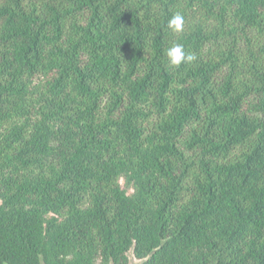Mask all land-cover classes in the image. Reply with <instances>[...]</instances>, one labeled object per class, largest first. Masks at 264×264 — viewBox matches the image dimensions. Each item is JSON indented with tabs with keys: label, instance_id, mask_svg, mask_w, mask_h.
Listing matches in <instances>:
<instances>
[{
	"label": "trees",
	"instance_id": "trees-1",
	"mask_svg": "<svg viewBox=\"0 0 264 264\" xmlns=\"http://www.w3.org/2000/svg\"><path fill=\"white\" fill-rule=\"evenodd\" d=\"M130 253L264 264V0H0V264Z\"/></svg>",
	"mask_w": 264,
	"mask_h": 264
},
{
	"label": "clouds",
	"instance_id": "clouds-1",
	"mask_svg": "<svg viewBox=\"0 0 264 264\" xmlns=\"http://www.w3.org/2000/svg\"><path fill=\"white\" fill-rule=\"evenodd\" d=\"M184 18L180 14L174 15L167 24V28L173 33H179L183 30ZM165 55L168 59V66L172 68H178L183 64L193 62L196 57L191 52H187L184 46L179 43H173L165 51Z\"/></svg>",
	"mask_w": 264,
	"mask_h": 264
},
{
	"label": "rangeland",
	"instance_id": "rangeland-1",
	"mask_svg": "<svg viewBox=\"0 0 264 264\" xmlns=\"http://www.w3.org/2000/svg\"><path fill=\"white\" fill-rule=\"evenodd\" d=\"M122 187H123V189H125V190H127L129 193H131V191L127 189V187H126L124 181H122ZM132 263H133V264H138L139 262H138L137 260L134 259V261H133ZM132 263H131V260H130V264H132Z\"/></svg>",
	"mask_w": 264,
	"mask_h": 264
},
{
	"label": "water",
	"instance_id": "water-1",
	"mask_svg": "<svg viewBox=\"0 0 264 264\" xmlns=\"http://www.w3.org/2000/svg\"><path fill=\"white\" fill-rule=\"evenodd\" d=\"M129 256H130V260H131V263L134 261V257H133V255H132V253H130L129 254ZM133 264V263H132ZM138 264H141V262H139Z\"/></svg>",
	"mask_w": 264,
	"mask_h": 264
}]
</instances>
